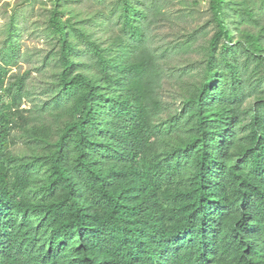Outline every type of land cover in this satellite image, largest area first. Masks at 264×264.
Masks as SVG:
<instances>
[{"label": "trees", "instance_id": "obj_1", "mask_svg": "<svg viewBox=\"0 0 264 264\" xmlns=\"http://www.w3.org/2000/svg\"><path fill=\"white\" fill-rule=\"evenodd\" d=\"M29 7L0 13V264H264V0Z\"/></svg>", "mask_w": 264, "mask_h": 264}, {"label": "rangeland", "instance_id": "obj_2", "mask_svg": "<svg viewBox=\"0 0 264 264\" xmlns=\"http://www.w3.org/2000/svg\"><path fill=\"white\" fill-rule=\"evenodd\" d=\"M42 2L45 3L48 7L51 4V0H0V13L6 12V10L10 13L13 8L18 7L24 11L27 9H30L29 6L32 8L33 17L31 18L33 21L41 22L42 19H40V8L42 7ZM8 3L7 5H5ZM40 10V11H39ZM31 12H27V15H30ZM40 19V20H39ZM33 29L24 31L23 36L21 37V43L22 47L24 48H44V41L41 37L38 36V34L33 33ZM23 70L28 69L29 67L26 65L22 66ZM28 104H25L23 107H27Z\"/></svg>", "mask_w": 264, "mask_h": 264}]
</instances>
